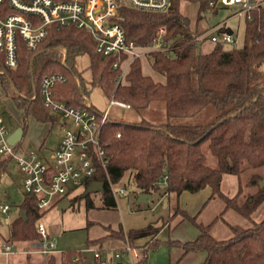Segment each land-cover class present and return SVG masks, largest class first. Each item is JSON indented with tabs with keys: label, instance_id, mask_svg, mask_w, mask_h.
<instances>
[{
	"label": "trees",
	"instance_id": "trees-1",
	"mask_svg": "<svg viewBox=\"0 0 264 264\" xmlns=\"http://www.w3.org/2000/svg\"><path fill=\"white\" fill-rule=\"evenodd\" d=\"M183 1L199 2V21L207 13H218L219 8L211 7L209 0H172V6L165 12L133 9L126 6L125 0H118V13L123 18L121 23L126 36L137 45L152 44L160 27L166 26L168 48L148 53L153 69L164 80L145 74L141 59L135 58L125 82H119L121 69L113 65L124 55L99 52L93 36L82 28L75 25L58 28L52 24L48 36L35 49H28L22 37H18L16 67L7 66L5 53L0 50V82L6 94L12 91L15 105L23 109L26 116L33 114L41 121H58L44 105L41 82L50 74L64 75L65 79L56 81L55 97L74 106H86L84 96L90 89L77 68L76 59L90 55L92 86L101 87L109 98L129 104L141 118L135 122L109 118L103 124L100 143L108 161L106 167L98 163L93 176L103 183L102 207L117 208L109 178L113 183H120L130 171L129 179L141 192L179 196L183 191L198 192L210 186L212 196H221L227 208L251 218L264 202V186H259L240 202L237 198L241 196V181L233 197L222 191L221 183L225 174L240 178L246 169L264 165V7L254 9L252 19L245 18L241 45L218 42L212 50L203 52L201 39L197 37L209 27L199 29V21L193 27L190 17L181 11ZM229 30L226 23L219 29L220 32ZM61 47L66 48L65 54ZM17 90L25 96L19 95ZM160 109L164 122L156 116ZM23 122L26 132L27 123ZM206 143L217 159L216 167L206 161L203 151ZM10 159H0V179ZM259 179V175H255L250 185L257 184ZM80 198H86L87 207H95L86 194L71 197V205ZM21 210L26 211V217L21 215ZM45 213L38 207V196L26 192L19 214L12 219L10 227L7 225V240L38 242L37 223ZM178 213L192 221L199 234L188 241L171 239L170 246L182 247L184 254L205 251L207 256L201 264H264V218L253 221L248 228L231 226L234 235L219 240L211 234V224L199 223L195 216L179 207L173 216ZM91 224L89 221L87 227ZM159 231L160 227L151 223L132 228L127 235L135 245L137 239L154 236ZM113 233L109 230L107 235L87 242L102 243ZM121 238L125 239V234ZM158 244L157 238L152 246L149 243L138 246L145 254L143 260L147 261L149 251ZM62 254L61 264H85L81 251L69 249ZM44 264H58L56 253L49 254Z\"/></svg>",
	"mask_w": 264,
	"mask_h": 264
},
{
	"label": "built area",
	"instance_id": "built-area-1",
	"mask_svg": "<svg viewBox=\"0 0 264 264\" xmlns=\"http://www.w3.org/2000/svg\"><path fill=\"white\" fill-rule=\"evenodd\" d=\"M125 4L137 10L165 12L172 6V0H125ZM209 5L218 8H234V16L252 19V11L261 6L264 7V0H209ZM118 7V0H0V50L5 53L7 66L14 68L19 63V36L22 37L28 49H35L48 36L49 26L52 24L57 25L58 28L66 25L82 28L93 36L99 52L105 55L112 53L124 55L122 60L119 58L120 61L113 65L121 69V78L128 73L135 58H141L151 51L168 48L165 40L167 34L165 25L160 27L152 44L137 45L133 40H128ZM11 9L14 11L11 12ZM224 24L223 22L209 30L212 41L237 45L238 39L233 33L219 31ZM206 33L208 31L201 33L197 38L202 39ZM62 50L65 54L66 48L62 47ZM57 79H65V76L62 74L45 76L41 82V95L44 105L51 109L58 117L57 122L64 127L63 137L54 150V154L51 155L59 167L51 162H41L33 149L19 145L20 142L15 145L10 144L8 138L11 130L0 115V154L4 158L16 160L23 172L24 190L38 196V207L41 212H47L65 198L70 199L78 191L86 190L95 181L93 176L97 171V164L100 163L106 167L108 161L106 151L101 146L100 137L103 124L112 118L110 109L114 105L124 109L130 107L125 102L111 98L107 107L101 110L93 104L89 96H84L86 106L68 104L55 97L54 86ZM35 97L36 95L33 96ZM120 135L118 133V136ZM109 181L115 198L118 194L127 193L125 183H113L110 178ZM50 189L54 192L49 193ZM10 211L9 204L0 203V214L6 215L4 223L8 226L12 221ZM37 232L40 239L34 242L33 246H37L38 251L46 257L51 253L62 252L50 239L43 217L38 220ZM91 249L97 260L112 264L110 259L103 257L99 248ZM2 252L9 257L16 252L14 244L4 242ZM113 256L117 260L126 256L130 264H147L143 260L145 254L142 249L131 244L127 233L125 245L113 251Z\"/></svg>",
	"mask_w": 264,
	"mask_h": 264
},
{
	"label": "rangeland",
	"instance_id": "rangeland-1",
	"mask_svg": "<svg viewBox=\"0 0 264 264\" xmlns=\"http://www.w3.org/2000/svg\"><path fill=\"white\" fill-rule=\"evenodd\" d=\"M181 11L190 17L192 21L193 27L197 25L198 20V11L200 8V4L197 1H183L181 3ZM235 10L230 7H220L218 9V13L216 15L207 13L206 17L203 20H200L198 23L199 29H207L204 32L206 36L201 39V49L203 52L212 50L215 47V43L212 41L210 29L214 26L226 23V26L233 31L234 37H237L238 44L241 45L244 39V31H245V19L239 16H234ZM62 48V47H61ZM140 51H144L140 49ZM143 72L149 75H152L155 79H158V75L153 69L148 54L143 55L141 58ZM76 65L78 70L82 71L83 76L85 78V83L87 88L90 89V93L86 96H89L93 101L94 105L100 109H104L110 99L105 91L101 87L92 86V71H91V57L88 54L77 57ZM121 75L118 78L119 82H125V77L121 78ZM1 84V82H0ZM2 86V85H1ZM3 88V87H2ZM4 90V89H3ZM0 88V94H1ZM19 92V90H17ZM3 93V91H2ZM3 94V98L0 96V115L5 119V122L9 125L11 131L13 128L22 121H25L30 129V132L26 133L25 137L22 138L21 141L27 142L29 148H35L33 151L37 154L39 160L43 163L51 162L54 166L59 167L55 163V161L51 158V155L54 154V150L57 148L60 143L64 127L61 123L57 121H41L35 115L30 114L28 116L25 115L23 109L18 108L13 101V93ZM23 94V93H21ZM24 95V94H23ZM25 96V95H24ZM127 111V114H124ZM110 116L116 119H123L130 122L140 121L139 116L135 110L130 106L127 108L118 107L116 105L112 106L110 109ZM157 118L160 119L161 122H164L165 116L161 112V109L157 113ZM28 129V130H29ZM20 141V142H21ZM22 144V143H21ZM39 144H41V148L39 149ZM203 151L207 156V163L213 167H216V157L211 152L208 144L203 145ZM19 152L21 150L19 149ZM3 155L0 154V158ZM255 175H259L260 179L257 181V184L250 185V180ZM130 171H127L122 178V181L119 184L127 183V193L126 194H118L116 196V200L118 206L116 209H108L102 207L101 201V193L100 191H93L89 194V197L94 201L95 207L89 208L86 204V198H80L74 201V204L68 206L67 208H60L59 205L48 210L43 216V220L47 225V229L49 231L50 238L58 243V248L63 250H81L84 255L87 256L88 261L82 260L85 264H92L94 261V253L92 251H87L88 245L87 240L89 238L98 237L103 235L104 233H109V230L113 231L111 238L106 239L107 242L113 238H121L124 234H126L131 228H140L149 225L152 220H156V218H160L161 215L167 216V201L163 199L162 204L156 209L151 210L152 207L158 199L161 198L159 193L154 194L153 200L149 202H141L139 203L137 200L136 192H138L137 187L131 182ZM241 181V196L237 199L241 202L244 201L251 192L256 191L259 188L260 181H264V165L261 167H251L248 168L242 173L240 177ZM264 186V185H263ZM231 188V187H229ZM232 190V189H229ZM54 190L50 189L49 193H53ZM141 192V191H140ZM85 195V190L78 191L75 195ZM236 195V194H235ZM0 196L4 203H7L11 206V214L10 218L14 219L20 212V205L26 199V191L23 187V172L18 166L16 160L10 159L8 167L6 171L3 173L0 179ZM70 200V199H69ZM177 209V206L174 207V213ZM180 209V208H179ZM181 216V213H178ZM253 217L257 220H261L264 218V202L252 213ZM6 215L1 214L0 218L2 223L0 224V242L3 238L9 237V227L3 223ZM88 221H91L92 224L87 227ZM113 227H119V229H113ZM159 227V226H158ZM61 230L56 233V230ZM53 231V233H52ZM51 233V234H50ZM56 233V236H55ZM119 233V234H118ZM124 233V234H123ZM156 233L152 240L146 241V243L152 244L157 240ZM103 237V236H102ZM101 238V237H99ZM91 239V240H97ZM139 240V241H138ZM137 243H145L146 239H138ZM9 241V240H8ZM6 241V242H8ZM167 236L166 233L159 235V244L156 248L151 249L148 253L147 263L148 264H171L170 262V249L167 245ZM11 242V241H9ZM23 243L24 245L28 244L27 241H18V243ZM104 242V241H103ZM102 242V243H103ZM154 242V243H153ZM34 243V242H33ZM33 243L31 242L30 247L34 248ZM94 242H91V244ZM96 243V244H102ZM145 243V244H146ZM136 245V243H135ZM144 245V244H143ZM96 246V245H89ZM16 253V252H15ZM65 253V252H64ZM63 253V254H64ZM102 255L104 258H109L113 255V250L109 251L106 249H102ZM14 254V253H13ZM11 254V255H13ZM62 252H57V263L61 264L64 261ZM9 255V257L11 256ZM48 257H45L44 264L47 261ZM125 264H128L127 258L123 259ZM6 258L4 255H0V264H5ZM105 264V262H101ZM114 263L116 261L114 260Z\"/></svg>",
	"mask_w": 264,
	"mask_h": 264
},
{
	"label": "crops",
	"instance_id": "crops-1",
	"mask_svg": "<svg viewBox=\"0 0 264 264\" xmlns=\"http://www.w3.org/2000/svg\"><path fill=\"white\" fill-rule=\"evenodd\" d=\"M157 80H164V79L161 76L160 77L158 76ZM0 88L3 91V93L1 91L0 96L3 98V94H5L6 92L3 90L1 84H0ZM124 114H127V111H125ZM140 119L141 118L139 116V120ZM23 123L24 122L21 121L19 125L13 128L11 132H13L19 126L23 127ZM28 129H29V126L27 124V130L24 133L23 138L25 137L26 133L30 132V129L29 130ZM21 143L22 145L29 148V146H27L28 145L27 142L21 141ZM39 146L41 147V144H39ZM31 149H34V148H31ZM3 158L4 157L0 159H3ZM215 166H217V159H216ZM221 188H222V191L226 195L233 197L235 194L238 193L240 189L239 176L234 175V174H225L222 178ZM229 189H232V190H229ZM140 193L141 192L138 189V192H136L137 200H138V195ZM212 193H213L212 188L210 186H207L199 190L198 192L183 191L179 196L176 195L175 193H170L167 195L165 194L164 196H161V198L158 199V201L152 207H150L151 210H156L162 204L163 199H165L168 202L167 209H166L167 216L165 217L164 215H161L160 218L158 219L156 218V220L154 219L152 220L153 222H151L156 227L158 226L160 227V231L156 235V238L159 239V235L163 233H166L168 241L171 239L180 240V241H188V240H193L198 236L199 229L192 221H190L189 219L182 218V215L180 216L179 214L176 216H173L174 214L173 209L176 206L186 211L191 216H195L199 223H203L205 225L211 224L210 232L216 239H219V240L229 239L234 235V232L231 226H240V227L248 228L252 225L253 221H260V220L255 219L253 216H251V218H247L246 216L240 214L234 208H227L225 200L218 194H215L214 196H212ZM152 194L154 198L155 193H152ZM108 225H110L113 229H119L118 226L113 227L111 224H108ZM60 231L61 230L58 229L56 230V233L59 234ZM56 233H55V236H56ZM107 234L104 233L103 235H100L98 237H93V238L88 237V239H96V238L105 236ZM139 239H146L145 240V243H146V241L150 240L151 237H143ZM51 240L54 243L55 247L59 249L58 243L56 242V240L55 241L53 239ZM6 241L8 240L6 238H3L2 241L0 242V255L5 256L6 258L5 264H42L45 261L46 256L40 251H38L39 249L37 246L32 248L30 247V245L28 244L24 245L23 243L21 244L20 242L19 243L11 242L14 244L16 253L11 255L10 257H7L2 252L3 243ZM105 241L102 244H89V245H96V246L89 247L88 245L87 251H92L94 253V251L91 248H99L101 252H102V249H106L109 251L111 250L115 251V250L121 249L125 245V239H122V238H113V239L108 240L107 242ZM168 241H167V245L169 246V249H170L171 264H201L206 259L207 253L205 251H195V252H189L187 254H184V250L182 247L170 246L168 244ZM145 243L140 244L136 242V246H139V245L142 246ZM81 256L83 257V260L85 262L88 261L87 256L84 255L82 251H81ZM124 258H127V257L123 256L121 259L117 260L116 258H114L113 255H111L107 259H110L112 264H119L120 262L125 264V261L123 260ZM114 260L116 261V263H114ZM127 261H128V264H130V261L128 260V258H127ZM95 263L102 264L94 256V261L92 264H95Z\"/></svg>",
	"mask_w": 264,
	"mask_h": 264
},
{
	"label": "water",
	"instance_id": "water-1",
	"mask_svg": "<svg viewBox=\"0 0 264 264\" xmlns=\"http://www.w3.org/2000/svg\"><path fill=\"white\" fill-rule=\"evenodd\" d=\"M229 33H233V31L230 29ZM24 128L22 126L17 127L11 134L9 135L8 141L10 144L15 145L16 143L20 142L24 136ZM264 181H260V186L263 187ZM103 189V183L101 181H93L85 190V194H89L93 191H101ZM153 199L152 193L147 192H141L138 195V202H149ZM70 206V200L69 198H65L60 204V208H67ZM21 215L26 217V211L21 210ZM119 264H123L120 262Z\"/></svg>",
	"mask_w": 264,
	"mask_h": 264
}]
</instances>
